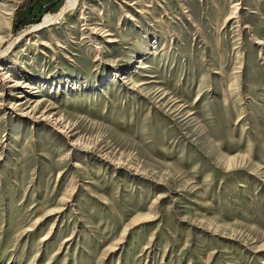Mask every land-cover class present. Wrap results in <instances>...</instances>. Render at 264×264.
<instances>
[{"label":"rangeland","instance_id":"1","mask_svg":"<svg viewBox=\"0 0 264 264\" xmlns=\"http://www.w3.org/2000/svg\"><path fill=\"white\" fill-rule=\"evenodd\" d=\"M66 2L0 0V264H264V0Z\"/></svg>","mask_w":264,"mask_h":264},{"label":"bare ground","instance_id":"2","mask_svg":"<svg viewBox=\"0 0 264 264\" xmlns=\"http://www.w3.org/2000/svg\"><path fill=\"white\" fill-rule=\"evenodd\" d=\"M77 1L78 0H67V2L65 3L64 7L62 8V12L65 13L68 10L73 9L74 6L77 4ZM58 17H59L58 14H53V15L46 16L45 19L43 20L42 24H44V25L50 24V23L54 22ZM36 27L37 26H32L30 28V30H35ZM146 67H147V65H143L142 66V68H146ZM68 240H70V238H65L64 242H67Z\"/></svg>","mask_w":264,"mask_h":264}]
</instances>
